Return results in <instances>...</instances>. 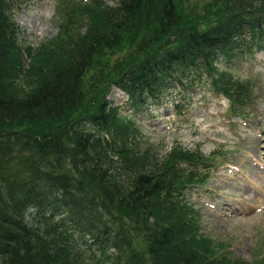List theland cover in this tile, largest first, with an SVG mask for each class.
Masks as SVG:
<instances>
[{"label": "trees", "instance_id": "trees-1", "mask_svg": "<svg viewBox=\"0 0 264 264\" xmlns=\"http://www.w3.org/2000/svg\"><path fill=\"white\" fill-rule=\"evenodd\" d=\"M187 1L121 0L118 8L107 9L111 18L102 20L94 0H79L93 19L81 35L71 29L76 15L59 5L60 37L35 51L25 47V65L15 18L22 0H0V122L6 126L0 131V264H238L222 254L202 261L201 250L188 247L207 234L181 193L206 182L199 177L210 168L207 158L176 148L155 161L151 149L137 147L131 126L106 97L88 111L90 128L67 129L87 103L94 57L150 23L153 10L157 22L139 41L148 56L110 80L136 111L189 72L204 70L214 77L220 56L237 58L264 48V0H207L203 13L199 2L185 7ZM203 16L211 23L201 26ZM21 72L34 82L18 92ZM225 77L215 76L213 88L236 112L251 102L250 93ZM44 120L57 129L8 151L14 139L23 140L26 121ZM132 223L145 250L130 241ZM79 243L88 250H80Z\"/></svg>", "mask_w": 264, "mask_h": 264}, {"label": "rangeland", "instance_id": "rangeland-1", "mask_svg": "<svg viewBox=\"0 0 264 264\" xmlns=\"http://www.w3.org/2000/svg\"><path fill=\"white\" fill-rule=\"evenodd\" d=\"M94 1V8L100 10L102 20L110 19L108 14L111 11L107 9H116L121 2ZM205 1L189 0L185 7L199 2L203 13ZM217 1L221 3V0ZM59 5L69 7L70 12L76 15L77 25L71 27L74 35L84 34L87 24L93 22L92 17L81 10L79 0H22L15 18L20 28L19 39L24 46L25 65L29 61L25 47H35V51L40 44L60 37L64 19ZM216 9L219 10V6ZM155 15L153 10L150 23L126 32L118 45L106 47L94 57L86 78L89 88L87 103L80 107L82 111L73 114L77 118L67 129L73 132V126L90 128L93 123L88 111L94 110L106 97L114 107L119 108L120 115L131 126V136L140 143L137 147L140 146L141 151L151 149L155 161L164 160L176 148L192 152L196 158H207L210 168L199 177L206 182L191 185L181 193L183 204L187 202L193 208L201 232L207 234L201 236V242L188 247L200 249L198 255L202 261L206 257L222 254L231 256L238 264H264V48L251 55L243 54L240 58L220 56L214 63V77L220 75L223 81L222 75H225V80L231 79L250 93L247 97L251 102L242 105L236 112L229 98L213 88L214 77L204 70L189 72L182 76V80L169 83L158 96L150 98L143 109L136 111L132 109L128 95L110 80L135 60L148 56V48L142 49L143 44L139 41L148 32L145 29L155 26ZM206 16L215 18L209 12ZM210 23L211 20L203 16L200 25ZM68 25L69 28L65 26V29L70 30ZM66 43H69L68 40ZM33 82L21 72L14 88L18 92L28 90ZM35 122H25L23 140L19 138L16 142L17 139H14V146L8 151H15L23 142L42 131L56 128L52 127L50 120ZM4 127L0 122V131ZM130 147L136 149L135 145ZM130 239L135 248L146 249L145 240L137 234L133 223ZM78 248L84 252L88 250L81 243ZM86 262L91 263L89 260Z\"/></svg>", "mask_w": 264, "mask_h": 264}]
</instances>
